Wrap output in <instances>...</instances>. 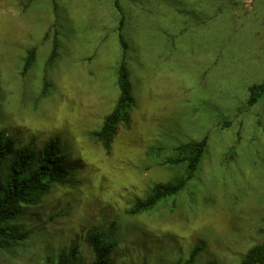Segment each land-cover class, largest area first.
Masks as SVG:
<instances>
[{"label":"rangeland","instance_id":"rangeland-1","mask_svg":"<svg viewBox=\"0 0 264 264\" xmlns=\"http://www.w3.org/2000/svg\"><path fill=\"white\" fill-rule=\"evenodd\" d=\"M117 4L136 103L107 152L89 135L119 95ZM262 82L264 0H0V132L37 149L59 138L75 164L32 198L0 264H58L73 247L95 264L93 228L116 244L112 264H242L264 241V95L248 104ZM205 136L185 188L129 213L183 173L175 148Z\"/></svg>","mask_w":264,"mask_h":264},{"label":"trees","instance_id":"trees-1","mask_svg":"<svg viewBox=\"0 0 264 264\" xmlns=\"http://www.w3.org/2000/svg\"><path fill=\"white\" fill-rule=\"evenodd\" d=\"M57 5L54 4V8ZM120 11L119 42L124 52L117 70V84L119 95L112 110L104 117L101 126L90 132V138L97 141L110 152L114 139L121 126L129 127L132 122L133 108L136 100L132 93L130 71L125 61L127 41L122 29L125 24V15ZM57 41L50 59L57 54ZM36 49L29 50L24 70H27L35 60ZM264 95V82L250 87L249 105H254ZM55 138L46 142L37 149L32 143L17 146L15 141L0 132V248H6L11 243L21 239L25 234L18 232L15 221L24 213L32 198L48 191L55 184H69L73 181L75 164L67 158L66 148ZM208 140H191L178 145L176 155L167 163L184 165L183 173L175 180L158 183L146 197H137L133 201L129 213L136 214L154 208L163 199L179 194L188 181L197 171ZM89 244L97 257L95 264H112L111 252L115 243L109 241L106 235L98 228H93L87 235ZM69 256H60L58 264H75L73 253ZM194 255L186 264H194ZM209 264H216L211 262ZM242 264H264V241L249 249L242 260Z\"/></svg>","mask_w":264,"mask_h":264}]
</instances>
